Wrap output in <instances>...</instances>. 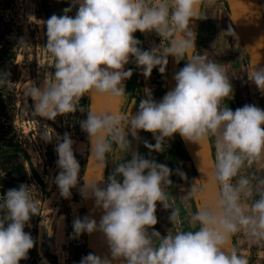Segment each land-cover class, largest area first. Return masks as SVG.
Instances as JSON below:
<instances>
[{
    "label": "clouds",
    "instance_id": "9594fccd",
    "mask_svg": "<svg viewBox=\"0 0 264 264\" xmlns=\"http://www.w3.org/2000/svg\"><path fill=\"white\" fill-rule=\"evenodd\" d=\"M65 2L69 7L63 15L42 21L47 41L43 48L54 58V72L51 79L31 81L25 87L34 115L55 121L75 113L85 96L123 106L129 95L124 82L133 76L126 65L134 63L148 79L154 69L166 72L169 57L177 65L184 62L173 74L174 87L159 101L151 90L145 91L134 114L89 108L79 127L87 141L86 161L99 168L100 179L83 177L77 152L84 153L70 132L44 136L46 144L54 145L58 171L49 179L59 197L71 201L76 191L83 201H92L93 212L100 213L99 219L75 216L70 238L99 234L110 255L90 252L79 264H249L232 238L243 234L250 243L264 245V177L247 172L264 170V109L254 104L235 110L222 106L234 99L233 84L221 65L195 51L196 37L190 28V21L207 18L197 15L202 0ZM227 31H232L231 25ZM137 32L155 35L160 42L144 49ZM248 47H264V36ZM10 75L0 72V86L11 87ZM248 82L264 95V67L254 62ZM142 132L151 134L155 143L143 140ZM176 135L199 149L214 145L215 158L210 173L190 184L194 198L207 197L190 218L194 230L169 229L161 235L155 230L157 205L170 210L169 222L178 224L179 212L165 189L173 184L176 172L188 178L150 154L161 152L165 141ZM133 141L142 142L149 156L142 155L139 147L133 149ZM40 211L32 185L21 183L3 192L0 264L29 259L38 239L25 229L31 228ZM41 264H47L42 253Z\"/></svg>",
    "mask_w": 264,
    "mask_h": 264
},
{
    "label": "rangeland",
    "instance_id": "374dc122",
    "mask_svg": "<svg viewBox=\"0 0 264 264\" xmlns=\"http://www.w3.org/2000/svg\"><path fill=\"white\" fill-rule=\"evenodd\" d=\"M259 2L264 15V0ZM66 7H69V4L65 0H0V72H10L13 82L11 87L0 86V196L7 189L13 188L10 179L16 164L21 162L26 173L24 183L33 186L34 198L41 201L40 213L33 217L31 228L25 229L31 232L33 238L38 239L37 247L29 255V259L25 260L29 264H41V253L47 264H79L81 258L86 256V234L79 239L70 238L73 218L86 215L84 202L76 191H73L71 201L59 197L58 190L49 179L58 171L54 145L46 144L44 140L45 135L54 138L56 133L62 135L64 132H70L72 138L77 141V148L84 153L81 155L77 152L84 175L87 141L80 130L79 122L86 116V96L75 113L57 117L55 121L34 115L31 101L25 96L28 83L35 81L39 84L52 78L54 58L43 48L47 41L46 28L42 21H46L53 14L63 15ZM75 11L76 9H73L71 15L74 16ZM30 15L33 17L28 19ZM198 16L207 18L198 19V24L193 25L196 37L195 51L207 55L209 59L221 65L234 87V99L222 102V106L235 110L246 104H254L264 109L263 95L254 84L248 82L252 70L250 57L230 20L224 2L202 0ZM229 25L232 27L230 33L227 31ZM135 36L141 41L144 49L160 42L155 35L146 36L137 32ZM21 38L26 44L19 43ZM131 69L133 76L128 80L129 87L136 81L139 70L134 63ZM140 77L144 97L145 91L151 90L154 99L159 101L163 98L168 66L163 75L158 69H154L150 78L145 79L141 71ZM131 91L127 92V101L124 107L120 106L119 111L131 110L133 114L137 111L139 101L144 97L133 99L130 97ZM140 135L143 140L155 143L151 134L142 132ZM136 147H139L142 155L149 156L142 142L133 141V149ZM168 149H171V142L165 141L162 151L153 152L150 156L173 170L184 172L188 180L176 172L171 177L173 184L165 189L169 202L179 212L178 224L172 225L169 222L170 210L165 211L157 205L158 224L155 230L161 235H166L169 229L173 233L194 230L189 218L205 202V196L194 198L191 195V181L199 177L193 173L190 163L169 161ZM107 171L109 172L108 169ZM247 172H255L258 178L264 177V170L248 169ZM234 240L238 253L244 255L249 264H264V245L250 243L243 234L234 236Z\"/></svg>",
    "mask_w": 264,
    "mask_h": 264
},
{
    "label": "water",
    "instance_id": "95a60500",
    "mask_svg": "<svg viewBox=\"0 0 264 264\" xmlns=\"http://www.w3.org/2000/svg\"><path fill=\"white\" fill-rule=\"evenodd\" d=\"M224 6L227 8L230 20L248 52L251 64L253 65L254 62H257L260 67H264V47L259 49L248 47L254 45L260 37L264 36V15L259 0H224ZM194 24L197 25L198 20L190 21V28L192 30ZM131 66L132 63H129L125 67L131 69ZM179 68L180 64L177 65L173 58L169 57L168 79L165 94L174 87L175 82L173 80V74ZM124 83L126 85V92L131 91L132 87L128 86V80ZM141 96L144 97L143 89L141 91ZM86 99L88 101V110L89 108L92 110H103L107 108L113 111H119L120 108V105L111 104L99 97L93 96L90 98L86 96ZM181 140L197 172V176L201 178L202 176L208 175L211 171L215 158L214 146L209 144L204 148L199 149L197 145L189 144L182 138ZM105 174L106 170L103 173L104 179H106ZM83 177L85 179L101 178L100 170L94 162L89 161L87 163ZM206 199L207 197L205 196V201ZM83 202L86 215H95L96 219H99L100 213L93 212L92 201ZM232 245L236 248L234 237L232 238ZM86 249L91 253H95L100 256L110 255L109 249L106 244L103 243L99 234H93L92 236L86 234ZM113 264H118V262L114 261Z\"/></svg>",
    "mask_w": 264,
    "mask_h": 264
},
{
    "label": "trees",
    "instance_id": "16d2710c",
    "mask_svg": "<svg viewBox=\"0 0 264 264\" xmlns=\"http://www.w3.org/2000/svg\"><path fill=\"white\" fill-rule=\"evenodd\" d=\"M224 2V0H222ZM226 8V7H225ZM227 10V8H226ZM228 11V10H227ZM199 14V9L197 10V15ZM182 62L180 63V68H182ZM133 91L130 95L131 98L133 99H136L137 97H140L141 96V91L143 89L142 87V81H141V77H140V71L138 70L137 72V77H136V81L133 83ZM135 90V91H134ZM85 102V113L87 114L88 112V101L87 99L85 98L84 100ZM171 142V149H168V158H169V161H177L179 163H186V162H189L191 167H192V170H193V173L195 175H197V172L191 162V159L184 147V144L180 138L179 135H176L172 140H170ZM149 155V153H147ZM151 155V154H150ZM152 156V155H151ZM15 172L12 173V178L10 179V182H11V187H17L19 186L21 183H24L25 182V169H24V166L21 162H19L18 164H16L15 168H14ZM107 169H106V174H105V177L107 178ZM86 239V237H85ZM34 251V249L30 252L29 255H31V253ZM84 253L85 255H87L89 253V251L86 249V246H85V249H84ZM21 264H29L28 262L26 261H21Z\"/></svg>",
    "mask_w": 264,
    "mask_h": 264
},
{
    "label": "flooded vegetation",
    "instance_id": "af4514ba",
    "mask_svg": "<svg viewBox=\"0 0 264 264\" xmlns=\"http://www.w3.org/2000/svg\"><path fill=\"white\" fill-rule=\"evenodd\" d=\"M132 91H133V87H132ZM132 91H131V93H132ZM135 91V90H134ZM131 95V94H130Z\"/></svg>",
    "mask_w": 264,
    "mask_h": 264
},
{
    "label": "bare ground",
    "instance_id": "6f19581e",
    "mask_svg": "<svg viewBox=\"0 0 264 264\" xmlns=\"http://www.w3.org/2000/svg\"><path fill=\"white\" fill-rule=\"evenodd\" d=\"M124 107V106H123ZM127 108V107H126Z\"/></svg>",
    "mask_w": 264,
    "mask_h": 264
},
{
    "label": "crops",
    "instance_id": "0c3cea01",
    "mask_svg": "<svg viewBox=\"0 0 264 264\" xmlns=\"http://www.w3.org/2000/svg\"><path fill=\"white\" fill-rule=\"evenodd\" d=\"M190 218H191V217H190ZM190 218H189V219H190Z\"/></svg>",
    "mask_w": 264,
    "mask_h": 264
}]
</instances>
